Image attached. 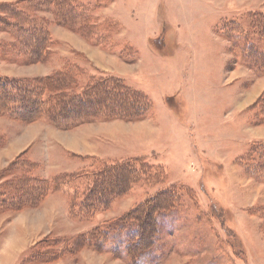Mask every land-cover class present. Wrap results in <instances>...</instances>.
<instances>
[{
	"label": "rangeland",
	"instance_id": "obj_1",
	"mask_svg": "<svg viewBox=\"0 0 264 264\" xmlns=\"http://www.w3.org/2000/svg\"><path fill=\"white\" fill-rule=\"evenodd\" d=\"M59 1L0 0V75L41 82L71 67L74 92L90 77H116L143 94L150 110L138 122L95 120L71 129L0 116V193L11 197L6 182L24 174L51 181L135 159L155 175L90 218L69 214L82 180L37 206L0 208V264H128L123 252L70 251L68 241L167 188L181 204L159 215L155 246L140 264H241L232 239L247 264H264V217L254 213L264 212V180L238 163L251 139L264 138V122L249 123L264 76L217 32L227 21L247 27L248 13L264 14V0H71L84 17L63 9L58 23ZM10 6L45 31L44 62L34 37L6 27L17 21Z\"/></svg>",
	"mask_w": 264,
	"mask_h": 264
},
{
	"label": "trees",
	"instance_id": "obj_2",
	"mask_svg": "<svg viewBox=\"0 0 264 264\" xmlns=\"http://www.w3.org/2000/svg\"><path fill=\"white\" fill-rule=\"evenodd\" d=\"M70 2L71 0H61L55 14L58 23L63 20V9L68 12L72 11V7L74 10L80 9L73 15L84 17V11L76 3ZM7 9L10 18L13 17L17 21L7 22L6 27L14 30L16 34L34 37L39 50V61L44 62L49 55V42L43 28L19 9L16 10L12 6ZM246 21L247 27L235 20L221 23L217 27V32L226 40L233 42L241 61L254 71L256 76L262 77L264 14L250 12L246 15ZM81 30L83 29H79ZM65 69L64 72H56L45 77L41 82L13 80L0 75V116L15 118L21 116L23 122L43 121L60 129H71L95 120L138 122L150 110V103L143 94L131 90L116 77L96 79L90 77L81 92L69 91L72 68ZM250 111L249 123L255 126L264 122V97L256 102ZM238 163L248 176L263 181L264 140H250L246 152L239 157ZM152 171L151 166L135 159L99 165L90 174L76 176L67 174L54 177L51 181L24 174L6 182L13 195L7 198V195L1 192L0 208L14 211L26 204L37 206L48 193H61V190L73 181L82 180L85 181V186L80 191L73 190L69 214L73 218H90L105 211L114 200L125 196L133 185L146 179H153L155 172ZM180 204L179 195L173 188L160 190L116 220L96 226L68 241V247L70 251L79 245L78 249L87 248L97 252L110 250L112 254L123 252L128 264H140V259L151 253L155 246L159 233V215L172 211ZM254 213L264 217L263 208L255 209ZM231 248L234 257L241 264H247L245 253L240 250L234 239ZM33 254L37 256L38 252Z\"/></svg>",
	"mask_w": 264,
	"mask_h": 264
},
{
	"label": "crops",
	"instance_id": "obj_3",
	"mask_svg": "<svg viewBox=\"0 0 264 264\" xmlns=\"http://www.w3.org/2000/svg\"><path fill=\"white\" fill-rule=\"evenodd\" d=\"M253 139H257V138H253ZM253 139H251V140H253ZM260 140H264V138L263 139H260Z\"/></svg>",
	"mask_w": 264,
	"mask_h": 264
}]
</instances>
